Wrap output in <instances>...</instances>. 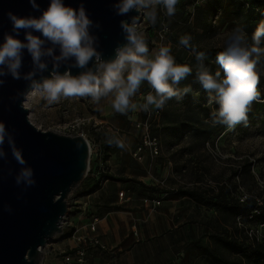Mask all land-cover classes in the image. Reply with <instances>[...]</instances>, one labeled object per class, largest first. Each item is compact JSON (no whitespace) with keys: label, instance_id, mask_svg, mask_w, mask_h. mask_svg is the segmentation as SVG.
Masks as SVG:
<instances>
[{"label":"rangeland","instance_id":"1","mask_svg":"<svg viewBox=\"0 0 264 264\" xmlns=\"http://www.w3.org/2000/svg\"><path fill=\"white\" fill-rule=\"evenodd\" d=\"M208 1L179 0L172 17H168L158 6L155 24L150 22L146 13L143 14L139 27L144 33L149 52L152 53L162 45L173 49L171 38H180L184 34H190L191 42L199 46H223V38L232 28L221 27L219 17L214 18L212 28L207 33L194 26L196 8L205 6ZM165 26L167 31L164 30ZM261 46H264L263 37ZM180 57L185 59L186 53ZM261 66L263 70L260 73L264 76V64L261 63ZM150 92L154 94L148 83L144 82L132 98L133 102L142 103L143 97ZM166 104L170 117L182 116L188 107L180 100H169ZM24 106L29 110L30 121L45 132L67 136L66 125L77 119L85 120L73 136L84 137L95 154L99 155L102 151L110 161V179L103 183V186L107 185L102 186L99 192L105 195L106 190L114 186L117 198L133 212L131 223L139 230L145 229L152 221L155 224L161 221L158 213V208L162 207L161 202L174 197L178 189L195 190V198H178L179 202L171 208V217L178 226V233H174L172 238H178L180 244L185 241V245L179 248L175 264H219L209 253L203 254L207 247L217 251L226 261L260 264L252 257L248 262L247 257L238 253L231 242H250L255 237L259 242H264V225L253 217L258 214L253 206L264 202V114L249 116L246 125L241 123L232 130L226 129L221 136L212 138L201 148L193 143L191 133L180 138L163 132L162 115L165 106L163 109L152 108L148 112L137 110L120 114L114 111L109 98H103L97 104L87 97L61 98L51 105L43 99L27 97ZM147 117H150L153 133L161 141L162 155L159 158L146 155L142 162H138L132 156L140 142L136 124ZM110 129L124 140V148L107 143ZM95 163L92 157V168ZM244 164L250 166V171L244 169ZM162 181L165 182L164 186L160 185ZM81 184L69 195L63 232L56 235L45 248L43 264H64V252L70 248L65 240H73L75 234L70 233L69 224L72 215L76 214L75 206H79L76 202ZM119 191L124 193L123 197H120ZM212 196L227 198L231 202H243L248 198L251 203L245 214L239 210L228 212L211 205ZM146 200L149 202L146 203ZM153 200H160V204L152 203ZM105 207L101 205L100 210ZM169 214L167 217L171 219Z\"/></svg>","mask_w":264,"mask_h":264},{"label":"clouds","instance_id":"2","mask_svg":"<svg viewBox=\"0 0 264 264\" xmlns=\"http://www.w3.org/2000/svg\"><path fill=\"white\" fill-rule=\"evenodd\" d=\"M28 3L40 14L18 15L12 10L5 13L11 22V31H6L0 41V86L5 85L4 77L9 75L16 80L23 79L28 82V95L50 105L67 97H87L97 104L103 98H109L114 111L120 114L163 109L171 98L180 100L192 91L190 86L182 91L176 86L193 72V67L178 63L168 45L150 53L136 19L146 13L150 22L155 24L158 6L172 17L179 0H114L111 8L115 15L124 17L133 11L137 15L121 20L125 43L115 48L110 59H104L98 50L99 40L91 29L99 28L100 24L90 17L83 0L75 8L65 0H49L48 6L42 10L37 0H28ZM21 30L23 39L20 38ZM164 30L167 31L166 26ZM262 37L264 20L258 23L251 38L243 27L232 28L223 38V49L216 54V63L223 69L221 75L219 70L213 73L205 66L206 53L192 45L190 34L180 36L179 45L190 49L199 62L195 68L196 80L205 90L215 92L219 107L210 113L213 126L224 125L227 130H232L238 124L246 125L253 102L264 103L261 89L257 87L260 76L256 70L259 60L264 57ZM46 44L51 46L45 47ZM25 50L34 67L22 75L20 70ZM46 57H51L53 67L50 71ZM63 65L67 67L61 72L59 69ZM72 68L81 71L73 74ZM45 71H49L47 76L36 78L37 73ZM144 82L154 94L150 92L143 97L142 103H135L132 98ZM109 132L107 143L124 148V140L111 129ZM5 143L21 166L14 177L15 184L27 190L36 184L34 169L27 164L22 149L17 147L13 132L0 122V160L3 161H7ZM8 174H12L11 170ZM4 210L11 212L12 208L6 204Z\"/></svg>","mask_w":264,"mask_h":264},{"label":"water","instance_id":"3","mask_svg":"<svg viewBox=\"0 0 264 264\" xmlns=\"http://www.w3.org/2000/svg\"><path fill=\"white\" fill-rule=\"evenodd\" d=\"M81 0H65L74 8ZM93 21L99 28L91 31L98 37L99 48L104 59L115 54V48L125 43L120 29L122 19L137 15H115L111 4L114 0H83ZM41 10L49 0H37ZM12 10L18 15H39L28 0H0V41L6 31H11V22L5 13ZM143 15L137 16L140 22ZM38 35V33H36ZM20 38L23 39V30ZM51 45L46 44L45 47ZM58 54V49L55 50ZM48 61L52 69L51 57ZM30 54L25 50L21 74L33 70ZM67 65L59 70L63 72ZM49 71L37 73L47 76ZM73 74L80 69L72 68ZM5 85L0 86V122L13 132L18 148L27 164L34 169L36 184L27 190L15 184L14 177L20 165L12 157L5 143L7 161L0 160V264H43L44 250L52 239L63 232V222L68 213L67 200L72 191L87 177L90 166V145L82 136L70 137L38 129L29 118V110L24 106L27 99L26 82L4 77ZM23 95H18V94ZM11 170V175H9ZM19 197V198H18ZM10 205L11 212L4 206Z\"/></svg>","mask_w":264,"mask_h":264},{"label":"trees","instance_id":"4","mask_svg":"<svg viewBox=\"0 0 264 264\" xmlns=\"http://www.w3.org/2000/svg\"><path fill=\"white\" fill-rule=\"evenodd\" d=\"M215 17H219L218 22L221 27L227 26L228 28H234L236 26H241L244 28L249 38H251L258 23L264 20V0H209L205 6H199L196 8L194 26L202 29L204 33H207L212 28V22ZM171 41L174 44L172 55L176 58V61L178 63H187L193 67V72L188 74L185 79L181 80L176 87L182 91L184 87L190 86L192 91L184 94L180 99V101L188 106L182 116H168L169 108L166 104L162 115V120L164 121L162 123V130L165 133L168 132L175 136H180V138H183L187 133H191L193 143L202 148L205 147L212 138L221 136L226 130V126H213L211 123L210 113L215 108H218L219 105L216 102L215 92L205 90L195 78V68L199 63L196 60L195 55L191 54L190 49L179 45V38L172 37ZM192 45L196 47L198 51H204L206 53V59L203 62L205 66L210 68L211 72L215 73L219 70L221 75H223L222 67L216 63V54L223 49V46H199L197 43H192ZM184 52L186 53V58L182 59L180 56ZM261 63L264 64V58L259 60L256 68L257 73L260 76V83L257 87L261 89L262 98H264V76L260 73L263 70ZM170 100L177 101V98L173 97ZM260 114H264V103L253 102L249 116H259ZM153 134L155 135V133ZM107 158L108 157H106V160ZM245 168L250 171V166L244 164V169ZM89 176L90 175H88L81 184V187H83V193L85 194L91 193L101 185V180H99V182L93 184L90 189L87 184ZM112 180L119 181L114 178H112ZM181 197L195 198L196 192L195 190L190 191L178 189V193L174 198L178 199ZM250 203L251 199L248 198L243 202H231L228 201L227 198H218L215 196L210 198L211 205L228 212L239 210L241 214L248 212V205ZM253 210L258 213L253 217L264 225V202L262 205L253 206ZM231 244L236 246L238 253L247 257L248 262L252 257L255 260H258L260 264H264V242H259L257 237L250 242L243 241L238 243L234 241L231 242ZM204 251L203 254L209 253V256L219 264H244L243 262L239 263L238 261L223 260V258L218 255L217 251L210 250L208 247L205 248Z\"/></svg>","mask_w":264,"mask_h":264},{"label":"crops","instance_id":"5","mask_svg":"<svg viewBox=\"0 0 264 264\" xmlns=\"http://www.w3.org/2000/svg\"><path fill=\"white\" fill-rule=\"evenodd\" d=\"M99 154L101 156L96 159V164L101 162L109 168L110 161L106 160L105 153L100 151ZM96 182H99V178L90 174L87 181L89 188ZM106 185L101 183L89 194L83 193L81 187L76 202L79 206H75L76 214H73L70 220L69 231L77 235L88 234L90 227L96 223L95 235L105 247H91L85 264H175L180 246L185 245V241L180 244L178 238H172L174 233H178V226L171 217V208L179 200L171 197L161 202L162 207L158 208L161 221L157 224L152 221L145 229L139 230L131 223L133 212L117 198L114 186H110L105 195L100 194V188ZM158 202L160 203V200ZM101 205L106 207L100 210ZM168 214L171 219L167 217ZM65 243L70 246L68 250L75 246L71 238L66 239Z\"/></svg>","mask_w":264,"mask_h":264},{"label":"built area","instance_id":"6","mask_svg":"<svg viewBox=\"0 0 264 264\" xmlns=\"http://www.w3.org/2000/svg\"><path fill=\"white\" fill-rule=\"evenodd\" d=\"M84 123V119H77L66 125V130L68 131L67 136L74 137V133L77 132ZM136 127L139 130L140 142L136 145L132 152L133 158L138 162H142L146 155L152 158H159L162 155V145L160 139L152 132L150 117H147V119L143 121L137 122ZM100 156L101 154L97 155L95 154L94 150H90V166L87 176L94 174L99 178V180H101V183L103 184L109 180V168L101 162L98 164L95 163L96 165H94L93 168L91 166L92 157H94L96 161V159ZM164 184V181L160 182V185L164 186ZM119 195L120 197H123L124 193L121 192ZM145 202L148 203L149 200H146ZM151 202L157 205L160 204L154 200ZM96 230V223H94L90 227L88 234L77 235V233H75L73 235L72 238L75 246L68 252H64V264H85L88 250L91 247L105 248L102 246L100 239L95 235Z\"/></svg>","mask_w":264,"mask_h":264},{"label":"bare ground","instance_id":"7","mask_svg":"<svg viewBox=\"0 0 264 264\" xmlns=\"http://www.w3.org/2000/svg\"><path fill=\"white\" fill-rule=\"evenodd\" d=\"M27 97H28V99H30V98H31V96H30V95H28ZM90 149L92 150V147H91V145H90Z\"/></svg>","mask_w":264,"mask_h":264}]
</instances>
